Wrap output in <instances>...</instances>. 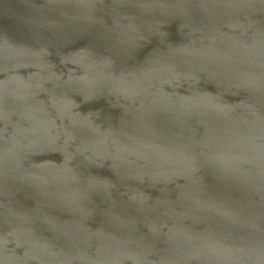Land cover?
<instances>
[{"label": "water", "instance_id": "water-1", "mask_svg": "<svg viewBox=\"0 0 264 264\" xmlns=\"http://www.w3.org/2000/svg\"><path fill=\"white\" fill-rule=\"evenodd\" d=\"M146 3L0 0V156L33 127L34 112L59 125L63 106L77 124L110 127L115 109L82 102L78 81L108 58L109 44L151 15ZM246 23L223 18L214 46L226 51ZM171 31L158 40L174 41ZM201 93L215 111L185 127V136L245 158L264 145V79H214ZM76 135L77 143L90 142L86 132ZM81 151L60 138L21 154L7 172L0 164V264H264L258 163L155 176ZM41 169L48 182L31 178Z\"/></svg>", "mask_w": 264, "mask_h": 264}, {"label": "clouds", "instance_id": "clouds-1", "mask_svg": "<svg viewBox=\"0 0 264 264\" xmlns=\"http://www.w3.org/2000/svg\"><path fill=\"white\" fill-rule=\"evenodd\" d=\"M141 6L151 15L109 44L108 58L93 62L78 81L82 102L101 100L115 109L110 127L77 124L63 106L57 112L59 125L34 112L33 127L13 138L0 156L5 172L21 154L63 138L69 151L107 156L146 175L164 176L201 164L230 171L252 162L264 174V145L245 158L183 134L190 123L215 111L201 93L204 83L250 81L257 75L264 79V0H148ZM225 17H244L247 23L241 28L242 39L222 51L214 46V31ZM173 29L174 41L158 40L161 31L171 36ZM78 131L86 132L90 142L77 143ZM50 176L41 169L31 178L48 182Z\"/></svg>", "mask_w": 264, "mask_h": 264}]
</instances>
